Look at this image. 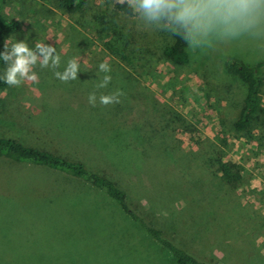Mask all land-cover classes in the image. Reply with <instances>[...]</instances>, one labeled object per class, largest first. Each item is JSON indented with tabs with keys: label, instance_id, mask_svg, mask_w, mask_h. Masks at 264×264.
<instances>
[{
	"label": "rangeland",
	"instance_id": "rangeland-1",
	"mask_svg": "<svg viewBox=\"0 0 264 264\" xmlns=\"http://www.w3.org/2000/svg\"><path fill=\"white\" fill-rule=\"evenodd\" d=\"M51 3L9 0L6 15L19 22L20 29L8 33L3 46L11 36L19 41L28 36L32 46L40 41L50 43L57 47L62 61L73 55L81 56L84 72L78 74V80L65 84L56 80L51 70L37 66L34 69L39 74L37 81H25L0 91V133L49 151L57 152L58 147L64 155L79 153L86 162L91 157L95 159L94 165L105 170L109 177L133 187L129 171L134 145L129 149L124 139L104 135L99 148L92 141L94 136L85 143L86 147L78 138L86 136L78 97L82 95L87 100L95 87L96 66L107 60L112 73L119 78L125 74L134 89V111L122 117L124 123L135 127L128 131L131 139L143 136L157 145L165 129L174 136L176 147L190 154L211 153V142L218 138L228 140L223 160L243 165L249 178L248 184L234 192V200L241 208L234 214L248 213L255 223L250 224L247 235L227 234L225 239L249 253V262L245 264H264V86L262 110L251 130L237 132L234 124L247 89L227 69L231 60L255 66L264 63V56L252 53L246 45L222 54L193 53L188 48L189 63L179 67L163 56L164 49L173 43L172 36L145 29L133 17L117 10L118 5L129 4V0H87L84 11L75 17L63 14ZM112 39L129 45L135 60L133 69L111 56L105 43ZM113 79L116 82V77ZM75 138L76 142L71 141ZM181 153L177 148L161 152V158L168 155L177 158ZM181 159L171 168L160 166L166 175L154 171L145 178L142 176L135 187L143 188L150 195L148 198L153 199L156 194L161 197L162 188L150 186L155 180L161 178L165 185L176 180L173 175L182 174L181 167L198 166L194 157L190 162ZM55 172L41 166L0 162V264H176L175 258L105 193ZM137 200L142 202L141 211L149 219L161 217L160 207L150 214L146 201ZM167 205L179 211L182 202L168 201ZM186 212L187 209L169 216L179 231H189L196 242L202 243L218 235L209 226L199 233L195 222L182 218ZM226 219L231 225V219ZM218 247L194 244L195 250L215 252L221 259L222 249L227 248ZM227 252L232 254L230 250ZM220 263L242 264L232 256Z\"/></svg>",
	"mask_w": 264,
	"mask_h": 264
},
{
	"label": "trees",
	"instance_id": "trees-1",
	"mask_svg": "<svg viewBox=\"0 0 264 264\" xmlns=\"http://www.w3.org/2000/svg\"><path fill=\"white\" fill-rule=\"evenodd\" d=\"M8 1L0 0V52L4 50V37L8 33L17 32L20 29L19 22L11 20L6 15ZM42 2H52L51 4L63 14L71 17L81 14L87 4V0H54V2L52 0H42ZM42 10H47V8H43ZM117 10L129 17H133L129 4L118 5ZM105 46L108 51L112 52V57L121 59L124 64L129 65L133 69L135 60L131 55L129 45L126 46L122 40L112 39L106 42ZM163 56L173 65L179 67L187 65L190 60L186 42L177 37H173V43L164 49ZM2 68L3 64L0 63V69ZM227 69L229 73L239 77L247 89L240 116L235 122L234 127L237 132H249L253 126L254 119L262 110L264 63L250 66L231 60L227 64ZM112 76L113 78L116 77V82L112 81L109 88L102 91L106 93L107 90L119 88L124 93L121 97V102L108 106L97 103L98 105L93 107L82 95L79 96L78 103L81 105L80 108L82 107L83 109L86 136L84 135V138L78 136V138L86 146L85 143L94 136L95 139L93 138L92 141L95 142L96 148H99V143L104 139V135L111 138L114 137L115 139H124L129 149L134 145V153L132 152V158L130 159V171L127 169L130 172V177L133 179V187L124 186L117 179L109 177L105 170L94 165L96 163L95 159L93 160L91 157V161L86 162L81 159L79 153L64 155L59 152L58 147L56 149L58 150L57 152L54 150L49 151L35 147V145L26 141L23 142L24 140L22 139L1 133L0 162L46 167L56 171L55 173L59 174L61 172L62 175L69 176L68 178L72 177V179H77L79 182L92 185L116 202L123 212L137 223L155 243L175 258L176 264H221L220 261L223 259L229 260L231 256L238 258L242 264L248 263L249 253L228 244V240L225 239L227 234L234 236L247 235L250 232V224L255 223V218L248 217V213H246L247 215L241 213L234 214L241 209L234 200V192L248 184L249 178L245 173L243 165L223 160V154H225L224 148L229 146L228 140L218 138L216 142H211V153L203 151L196 153L193 151L190 154L180 147H176L174 136L166 133L165 129L160 133L161 143H157V145L150 143L143 136L131 139L132 135H129L128 131L135 129V127L124 123L122 117H127V114H132L134 111V89L129 86L130 82L125 74L121 75L120 78L116 73H112ZM8 87V85L0 82V91L6 90ZM137 124L139 123H135V125ZM165 139L167 143H165ZM71 141L76 142L77 138L71 139ZM177 148L182 152L177 158L173 155L161 158V152L175 151ZM100 156L102 157L103 155L100 154ZM180 157H184L186 160V157H190L187 160L189 162L194 157L198 162V166L194 168H190L189 166L181 167L182 174L178 176L173 175L176 180L172 182L167 181L165 185H163L161 178L155 180L150 186L162 188L161 197H159V194H156L153 199L148 198L150 195L143 192V188L135 187L142 176L145 178L146 175H150L154 171L159 175L161 173L166 175L164 167L161 168L160 166L164 164L167 166V169L176 166L177 163L179 164L178 161L182 162V159L179 160ZM210 166H212V169H210ZM162 169H164L163 172H161ZM177 179L179 180L177 181ZM139 198L146 201L148 206L147 211L150 214L154 213V210H157L156 207H160L161 212L159 216L161 217L157 218L153 216L154 218H152L151 216L152 219L150 218V220L148 215L146 216L141 211L142 202L137 200ZM174 200H181L182 202V207L179 211H173L167 205L168 201L174 202ZM201 200L210 202L204 204L200 202ZM185 209H187V212L183 214L182 218L186 219L187 217L188 220H191L193 223L195 222L199 233L204 232L207 226H209L211 228L209 230L218 233V235L212 237L214 239L210 242L207 241V238L202 243L200 241L196 242L189 231L182 229L179 231L174 226L173 221L169 219V216L183 212ZM226 217L231 219V225L226 223L228 219ZM196 234L198 235V233ZM196 243H201L203 248L204 245L209 247L210 244L215 247L219 246L218 248L224 246L233 255H229L227 250L222 249L221 254H223V257L218 259L215 252L195 250L194 244ZM207 243L209 244L207 245ZM224 252H227V254L224 255ZM210 256L213 259L208 258Z\"/></svg>",
	"mask_w": 264,
	"mask_h": 264
},
{
	"label": "clouds",
	"instance_id": "clouds-1",
	"mask_svg": "<svg viewBox=\"0 0 264 264\" xmlns=\"http://www.w3.org/2000/svg\"><path fill=\"white\" fill-rule=\"evenodd\" d=\"M129 9L141 27L180 38L193 53L222 54L246 45L252 53L264 56V0H129ZM28 39L11 36L5 41L0 52V82L10 87L35 82L39 79L34 70L37 66L51 70L65 84L78 80V74L84 72L81 56L62 61L57 47L43 41L32 46ZM96 70L88 103L93 107L120 103L122 90L102 91L112 84L111 65L105 60Z\"/></svg>",
	"mask_w": 264,
	"mask_h": 264
},
{
	"label": "crops",
	"instance_id": "crops-1",
	"mask_svg": "<svg viewBox=\"0 0 264 264\" xmlns=\"http://www.w3.org/2000/svg\"><path fill=\"white\" fill-rule=\"evenodd\" d=\"M117 257H118V251H117Z\"/></svg>",
	"mask_w": 264,
	"mask_h": 264
}]
</instances>
